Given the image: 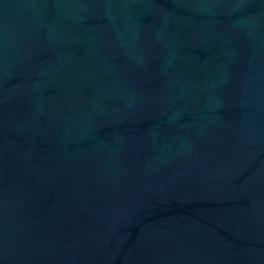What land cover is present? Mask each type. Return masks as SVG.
Returning a JSON list of instances; mask_svg holds the SVG:
<instances>
[{
  "label": "water",
  "instance_id": "obj_1",
  "mask_svg": "<svg viewBox=\"0 0 264 264\" xmlns=\"http://www.w3.org/2000/svg\"><path fill=\"white\" fill-rule=\"evenodd\" d=\"M0 264H264V0H0Z\"/></svg>",
  "mask_w": 264,
  "mask_h": 264
}]
</instances>
